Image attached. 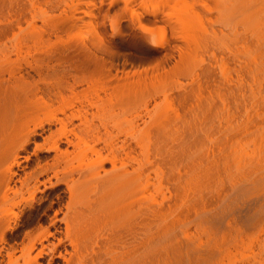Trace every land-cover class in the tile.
<instances>
[{"label": "bare ground", "instance_id": "obj_1", "mask_svg": "<svg viewBox=\"0 0 264 264\" xmlns=\"http://www.w3.org/2000/svg\"><path fill=\"white\" fill-rule=\"evenodd\" d=\"M32 1L25 5L32 4L28 9L37 17L40 12L34 14L36 4ZM96 2L69 0L63 10L57 8L61 13L58 17L41 8L43 13L37 19L53 24L52 20L58 18L57 28L53 25L56 29L71 33L82 28L97 39L96 26L90 27L98 17ZM120 2L131 14L129 24L142 27L146 18H151L152 24L166 19L168 43L172 48L184 47V51L179 49L178 64L140 72L127 57L109 53L98 79L99 89L108 93L107 98L100 99L96 94L93 100L80 102L67 116L65 110L73 109V105H61L57 109L64 118L59 119L55 115L39 118L38 113H44L50 101L66 102L62 92L50 89L42 66L26 65L37 80L21 66L22 48L28 43L39 46L45 42L30 33L36 30V19L22 5L29 12L28 18L27 13L23 15L29 20L26 25H21L25 20L18 18V11H14L15 18L11 15L13 20L10 17V21L0 22V37H7L16 27L30 34L23 39L15 34L19 41L12 37L16 41L11 49L15 60L4 54V45L0 50V204L6 203L9 195L28 194L31 201L36 191L31 182L49 172L57 178V170L63 166L61 180L69 202L61 218H54V224H64L73 249L58 253L63 264H160L164 258L173 264H189L183 247L190 246L176 233L192 212L198 214L196 218L221 227L229 218L247 220L264 209V0H109L116 7ZM111 22V31L115 32L119 25ZM161 35L155 47L165 41ZM96 39L91 43L94 47ZM81 42V49L86 51L83 55L94 60L87 41ZM208 48L217 51L219 59L213 66H200L201 54ZM230 69L234 76H229ZM72 82H66L70 93L82 83L78 78ZM220 83L224 90L221 95L216 92L218 100L203 95L204 86ZM179 86L183 89L180 92ZM151 94L154 99L149 105ZM22 119L31 125L25 128L22 145L18 150L5 147L4 135ZM56 124L59 128L44 137L41 146L54 153L51 163H37L32 173L20 176L21 150L33 136L41 135L45 125ZM204 140L218 147V155L224 154L220 161L221 156H217L218 161H210L203 174L199 167L192 166L191 155L194 144ZM249 145L252 150L248 152ZM39 147L36 145V149ZM200 162V168L205 166ZM196 169L203 174L200 181ZM4 225L0 230L15 227L7 222ZM166 234L168 238L162 239ZM50 236L46 229L41 238ZM194 248L200 250L204 245ZM32 249H23L21 257H15V250L8 252V264H18V259L26 258ZM43 253L40 250L30 264H37V257Z\"/></svg>", "mask_w": 264, "mask_h": 264}, {"label": "rangeland", "instance_id": "obj_2", "mask_svg": "<svg viewBox=\"0 0 264 264\" xmlns=\"http://www.w3.org/2000/svg\"><path fill=\"white\" fill-rule=\"evenodd\" d=\"M4 1H2V5L0 3V22H8L10 21V17L13 20L15 18L14 13L16 11H18V14H15L18 16V18H20V20H25V16L23 17V15H26L25 13H27L26 18H28V10L30 9H28V7H31L32 4L25 5V3H31L32 0H28V2H25L24 0H13L11 2L15 3H12V7L11 2H8L9 0ZM41 1L42 0H37L35 3L33 2V4H36V6L39 7V9H35V6L32 9L35 10L33 11L34 14L35 12L38 14L39 12L43 13L44 11L45 13L47 12L48 14H53L55 17H58L61 14L60 10H63L62 8H64L65 4L69 2V0H56V2L53 0L54 3L51 0L50 1L52 3L49 2V0H44V2ZM96 1L97 2L95 10L98 14V17L96 16V23H93V21V25L91 24L92 26L90 27L96 26L97 39L96 37L94 38V36L92 37V34H89L90 32L88 33L84 31L85 29L82 30V28L76 31H71V33L68 31L67 33H65L66 31L64 32L60 29H56V24L57 22H59L58 18V21L56 20V18L52 20L53 24H51L50 22L49 24L43 23L45 24L43 25L42 22L39 21L40 19H37L40 13L37 15V17H35L36 14L34 16L30 11L31 9L29 10L32 14V18L36 19L33 22L35 26H37L35 27L36 30L33 29L34 32L30 31V33L37 34L36 36L42 37L45 42L39 46H33L32 43H28V46L26 45V47L24 46L25 48H22L23 52L21 51L22 53L19 54V57L21 59V66L27 71L29 69L28 67H26L27 64L32 67L36 65L42 66L43 74L48 85L50 86V89L52 87L54 91H61L63 99L66 101L63 104L60 100H53L52 102L50 101L47 110H45L44 113L42 111L38 113L39 118L51 117V115H55L58 119L64 118V116L58 111L57 108H61V105H73V109L65 110V114L67 116L72 112V110L79 106L80 102H84L85 100H93L96 94L100 96V99H106L108 93L99 89L101 84L98 79L99 75L104 72V68L108 63L109 53L121 54L127 57L129 62L132 63L133 66L138 68L140 72H144L142 69H145V71L147 72H152V70L160 71L164 66L169 65V68L170 66L171 68H173L176 66V64H178L179 56L181 54V52L179 51L181 49L179 48V50L178 48H172V45L168 43L170 35L169 25L168 23H166V19H163V21L158 24H152V19L146 18L148 20L142 21V27H138L136 26V23L129 24L131 18L128 19V17L131 14L127 13L129 11L125 10L126 8L122 6L123 3L121 4L120 2V4L116 7V5H111L109 3V0ZM23 2L24 4H22ZM45 2H47V4ZM41 3H44V6L41 5ZM208 4H210V2H208ZM16 5H18V7L15 8ZM22 5L27 7V12L24 11V9L26 10V7L24 8ZM19 6H21V9L24 8L23 12L22 10H19ZM53 6H56L55 9H52L54 8ZM58 7L60 10L57 9ZM41 8H43V11L41 10ZM121 8L124 9L126 13ZM136 8H138V5H136ZM50 9L53 10L54 13ZM19 12L24 14H21ZM20 14L23 18H21ZM11 15H13L14 18H12L13 16ZM26 20L29 21L28 19ZM26 20L24 22L21 21L23 22V24L21 25H26ZM111 21H117L119 25L118 30H116L115 32L111 31ZM21 28H23V26ZM24 28L25 30L27 29L26 27ZM17 30L18 27H16L14 31H11L13 34H10V32H8L7 37L4 35H1L2 38L0 37V43L2 42V44L0 45V50L2 48L5 49L6 47L7 51L5 50L4 54L6 52L10 60L16 59V55H14V53H12L11 51L13 44L16 43L21 35L22 38L20 39L25 38V35H30L25 33L27 32V30ZM75 32L77 33L75 34ZM162 33L165 36V41L161 44L162 46L155 47V45L159 42L160 36L162 37ZM15 34L18 35V39L17 35ZM31 36L35 37V35ZM12 37H15L16 41ZM95 39L96 41L98 40V42L101 39L99 43H96L98 48L92 46V44H95ZM81 40H83V42H81ZM85 40L87 41L85 45H87L88 51H90V53L94 56V60H90L83 55V53L86 51L81 49V44L79 42L84 44ZM1 46L3 47L1 48ZM210 48L206 49L201 54L202 58L200 59H202L203 62L200 63V66H213L216 60L219 59L218 52ZM97 49H99L100 52L97 51ZM181 51H184V47ZM0 53L3 54V52ZM229 71V76H234V71L232 69H230ZM28 72L30 75H32V78L37 80V76L32 71L29 70ZM61 77H63V80ZM75 78L80 79L82 83L75 86L74 93H70L66 90V82L68 84H72V79ZM226 79L229 78L226 76ZM226 79L225 83H227ZM59 82L60 84H58ZM96 82L98 83L95 85ZM223 83L218 84L216 87L210 86L205 88L204 86L202 90L204 91L203 95H205V97L212 95L216 97V100H218L217 95L219 94V91L221 95V90L222 92L224 90V87L222 86ZM184 84L186 83L184 82ZM226 85L227 84H224V86ZM180 88L181 87L179 86V88H177L179 90L177 91L180 92V90H183ZM214 89H217L218 91L216 90L215 93L213 92L214 94H212V91H214ZM95 91L98 92L96 93ZM216 92H218V94ZM153 99L154 96L151 94L150 98L148 99L149 105L153 104ZM73 123L76 125L78 122L74 121ZM94 123L96 124L97 121L94 120ZM26 126L31 128V125L26 124V119L20 120L13 129L8 131L4 135V146L11 149L17 148L18 150L19 146L22 145V138ZM58 128L59 126L57 124L50 126L45 125V129L43 130V132L41 131V133H39L41 135L33 136L30 142L25 146V148L21 150L22 152H20V158L18 159V163L21 166V169L18 170V174L20 176L23 175V173H32L35 170L37 163H39L40 165H43L46 162L51 163V159L54 153L52 151H46V146H44L45 148L41 147L43 144L42 139L48 136L51 132H55ZM70 128L71 126L69 125L68 129ZM113 133L115 134L114 131ZM119 138L122 139V136H119ZM206 141L207 140H204L202 143L200 142L194 144L192 149H194V147L195 149L192 151L193 153L191 152L194 157L193 158L191 155V162H194L197 167L193 165L194 163L192 164V166L194 168L199 167L198 169H200L203 174L205 171L204 169L208 165H211L209 164V162L214 161V158H216L215 161H218L217 158H219L223 153L222 152L220 155H218L220 152L218 151V147H211L212 144L209 142L206 143ZM36 145L40 147L36 149ZM207 146L210 147L207 148ZM204 147H206V149L202 151ZM63 148L64 147L62 146V149ZM211 150H214V152ZM251 150L252 147L249 145L248 152ZM205 152L207 153V155ZM205 156L209 157L210 159H208L207 157L205 158ZM204 158L206 159L205 163ZM221 158L222 156L219 158V161L221 160ZM200 160L202 162H200ZM197 162L198 164L199 162L200 164L204 163L205 166H201L202 168H200V165H198ZM74 166H77V164H74ZM14 169L16 170V168ZM200 170L198 171L196 169V171L200 173L198 181L202 180L203 178V174H201L202 172ZM57 171H59L57 173V178H59V180L53 176L54 174L52 172H49L47 176H38L35 181L31 182V185L36 186V191L33 194V198L31 201L29 200L28 194H24L23 197H13L12 195H9L8 201L4 204H0V226H3L4 224H6V222L11 227L15 226L13 230H0V264H8V258L6 256L8 252H13V250H15V257H21V251L25 248H29L30 246H33V249L30 251L29 255L26 258H19L18 264H30L40 250H43L44 253L40 257H37V264H49V262L51 264H63V262L57 258L58 253L65 254V252H72V245L69 241L68 233L65 229L64 224L59 222H56L54 224V218H61L62 214L66 212L69 202V195L61 180L62 173H64L63 166ZM193 171L195 170L193 169ZM67 172L68 171H66V173ZM263 210L260 211L262 212L260 214L256 212L259 216L254 217V215H257L255 213L252 218L243 221L229 218L225 220L224 224L221 227H217L208 221L196 218V215L198 214L196 213L195 215L194 212H192L195 216L191 213L190 217L184 221V224L176 233L179 240H182L184 244H188L190 246L189 249L183 247L184 253L188 258V263L264 264ZM6 217L7 220L5 221ZM16 217L17 222H15ZM51 224H54V226H52ZM46 229L50 230L52 236L42 239V233L45 232ZM167 238V234L162 236V239L164 240H166ZM198 244H203L204 248L200 250L195 249L194 246H197ZM66 257L68 256L66 255ZM160 264H173V261L164 258L162 259Z\"/></svg>", "mask_w": 264, "mask_h": 264}]
</instances>
